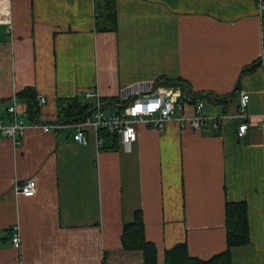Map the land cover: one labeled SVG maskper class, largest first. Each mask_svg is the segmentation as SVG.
Returning <instances> with one entry per match:
<instances>
[{
    "label": "crops",
    "instance_id": "0c3cea01",
    "mask_svg": "<svg viewBox=\"0 0 264 264\" xmlns=\"http://www.w3.org/2000/svg\"><path fill=\"white\" fill-rule=\"evenodd\" d=\"M116 11V31L97 33L93 0H0V101L12 99L27 126L20 144L0 136V264H143L142 252L120 241L136 210L160 263L182 242L208 259L226 249V201L248 206L249 240L231 247V264H264V20L256 0H116ZM160 77L186 83L188 96L210 93L187 102L185 114L202 101L201 114L224 115L220 125L171 120L159 132L138 123L125 152L92 124L77 144L72 122L56 121L57 98L93 105L84 97L90 89L101 101L125 100ZM28 86L46 99L39 121L15 100ZM241 91L250 95V121L239 137ZM5 105L0 121L9 123ZM28 179L37 183L31 197L15 190ZM14 224L20 249L11 243Z\"/></svg>",
    "mask_w": 264,
    "mask_h": 264
},
{
    "label": "built area",
    "instance_id": "2783aa9c",
    "mask_svg": "<svg viewBox=\"0 0 264 264\" xmlns=\"http://www.w3.org/2000/svg\"><path fill=\"white\" fill-rule=\"evenodd\" d=\"M259 14L262 16L264 12V0H256ZM84 97L92 101L95 109L87 114L83 120L72 123L73 140L77 144H84L86 137L84 135L83 126L92 124L99 132H106L116 136L119 140L121 148L125 152L132 150L134 142L137 140V124L142 123L159 132H162L166 123L171 120H177L180 125H188L193 129H201L203 127H218L224 115L206 116L201 114L203 107L202 101H197L194 106L192 115L185 114L187 102L191 101L190 96L186 95L182 87L177 83L165 84L156 83L148 91L140 92L131 97L132 99L123 105L119 104L116 111H106L102 106L100 94L97 91L87 90ZM41 104L46 102L45 97L39 96ZM250 100L249 93L241 91L239 93V111L236 115L237 135L243 136L250 121V115L247 113V107ZM8 111L12 114L13 120L9 123L0 121V136L12 139L16 144H20L26 125L23 119L17 116L16 105L10 104ZM38 125L33 122L32 125ZM43 131H49L58 125L42 124ZM102 139L98 140V146H102ZM15 190L18 194L31 197L35 195L37 190L36 179H28L16 185ZM11 243L15 249H20L22 245L20 227L17 224L11 227Z\"/></svg>",
    "mask_w": 264,
    "mask_h": 264
},
{
    "label": "trees",
    "instance_id": "16d2710c",
    "mask_svg": "<svg viewBox=\"0 0 264 264\" xmlns=\"http://www.w3.org/2000/svg\"><path fill=\"white\" fill-rule=\"evenodd\" d=\"M93 9L94 30L97 33L115 32L118 27L116 0H93ZM262 20H264V12ZM173 82H175V80L166 79L164 77H160L156 81V83L165 84ZM179 85L184 92H186V90L188 91L186 83L180 81ZM189 94L191 102L205 96H210V93L203 95L200 93L189 92ZM222 99V97L215 96V101L217 103L225 102V100ZM15 100L24 105L29 120L39 121L40 104L34 87L28 86L21 88L16 92ZM11 101L12 99L2 100L0 101V105L8 104L6 107V111H8L7 108ZM129 101L130 99L117 100L116 98H110L102 101V108L107 109L108 105H123ZM56 106V121L62 123L81 121L93 109L91 102H85L79 97L57 98ZM8 114L11 115V113ZM109 135L105 134V136ZM224 214L226 249L208 259L191 256L188 252L187 244L182 242L165 250L163 260L160 263L158 261L156 245L153 242L148 241L145 237L144 217L140 210L134 212L131 221L123 224L120 237L121 246L122 249L126 251H141L143 264H231V247L243 245L249 240L247 203L244 201H226Z\"/></svg>",
    "mask_w": 264,
    "mask_h": 264
},
{
    "label": "rangeland",
    "instance_id": "374dc122",
    "mask_svg": "<svg viewBox=\"0 0 264 264\" xmlns=\"http://www.w3.org/2000/svg\"><path fill=\"white\" fill-rule=\"evenodd\" d=\"M175 82H177V81H175ZM175 82H173V83H175ZM168 84H172V83H168ZM190 98H191V97H190ZM128 99H130V100H131L132 98L130 97V98H128ZM104 110H105V109H104Z\"/></svg>",
    "mask_w": 264,
    "mask_h": 264
}]
</instances>
